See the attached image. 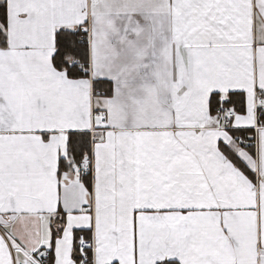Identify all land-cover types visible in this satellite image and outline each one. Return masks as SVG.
Wrapping results in <instances>:
<instances>
[{
    "label": "snow or ice",
    "instance_id": "obj_1",
    "mask_svg": "<svg viewBox=\"0 0 264 264\" xmlns=\"http://www.w3.org/2000/svg\"><path fill=\"white\" fill-rule=\"evenodd\" d=\"M0 264H264V0H0Z\"/></svg>",
    "mask_w": 264,
    "mask_h": 264
}]
</instances>
